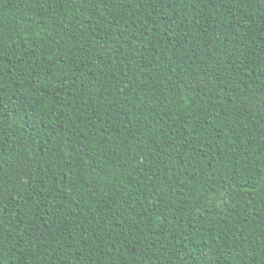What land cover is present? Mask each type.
<instances>
[{"label": "trees", "instance_id": "trees-1", "mask_svg": "<svg viewBox=\"0 0 264 264\" xmlns=\"http://www.w3.org/2000/svg\"><path fill=\"white\" fill-rule=\"evenodd\" d=\"M0 264H264V0H0Z\"/></svg>", "mask_w": 264, "mask_h": 264}]
</instances>
